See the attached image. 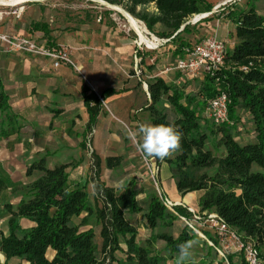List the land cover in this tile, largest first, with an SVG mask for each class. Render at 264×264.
<instances>
[{"label": "trees", "instance_id": "1", "mask_svg": "<svg viewBox=\"0 0 264 264\" xmlns=\"http://www.w3.org/2000/svg\"><path fill=\"white\" fill-rule=\"evenodd\" d=\"M103 1L122 6L157 37L167 39L174 46V58L182 56V48L191 44L181 38L189 33L187 20L213 7L208 0ZM257 4L263 12L258 11ZM227 18L235 26V43L226 49L224 66L213 75L205 74L195 93L167 84L162 77H152L145 81L150 98L145 109L152 125L172 123L183 133L181 149L172 158L155 159L157 168L167 164L178 195L183 198L189 192L197 193L199 212L216 213L244 241L255 244L262 256L264 0H248L246 10L231 9ZM143 62L141 56L140 63ZM82 92L90 130L102 101L115 91L107 89L97 94L83 86ZM219 92L227 95L229 122L215 125L205 120L203 113L207 101ZM5 101L0 87L3 110ZM244 119L252 130L248 142H241L234 131ZM209 141L214 152L208 147ZM92 155L91 199L85 185L69 181L70 163L50 169L42 156L27 167V176L35 171L39 175L15 187L19 201L4 206L7 220L6 232L0 227V264H104L106 259L115 264H178V245L188 240L200 242L204 254L200 261L188 259L184 264L213 263V247L201 241L188 225L176 227L181 218L190 219L191 212L180 204L169 210L163 203L165 195L157 193L152 184L137 187L132 179L117 187L106 185L99 179L100 159ZM120 160V156H110L105 165L114 168ZM5 188L0 178V191ZM92 216L98 226L99 242L90 225ZM140 222L147 231L144 239H138ZM203 234L217 247L210 232ZM226 260L227 264H246L241 253L228 254ZM217 264L226 263L221 258Z\"/></svg>", "mask_w": 264, "mask_h": 264}, {"label": "crops", "instance_id": "2", "mask_svg": "<svg viewBox=\"0 0 264 264\" xmlns=\"http://www.w3.org/2000/svg\"><path fill=\"white\" fill-rule=\"evenodd\" d=\"M43 2V0H24L20 2L21 4L0 2L2 5L12 6L0 8L5 11L0 18V32L26 36L45 46L67 47L71 61L73 59L76 64L73 63L74 67L83 68L89 83L69 65L61 64L54 67L52 60L47 57L21 52L6 53L2 50L3 45L0 42V87L6 97L4 103L6 108L3 110L0 106V178L6 188L1 190L0 194L35 179L39 175L38 172H33L31 176H27L25 172L27 167L42 156L45 157L46 167L50 169L59 164L70 163L71 166L67 169L69 181L72 184H80V177L77 175L86 178L90 164L84 151L86 146L100 162H105V159L112 155L103 149H107L110 143L120 144L119 130L123 121L132 126H137L138 123L151 124L149 114L147 122L141 118V115L145 114L143 109L150 102L148 91L146 90L148 97L142 101V97L134 93L140 83H133L129 79L121 87L116 88L108 82H99V66L90 61L91 45L82 44V39L77 38L80 35L77 30L60 31L61 25L54 23L55 16L60 14L58 7L54 3ZM220 19L213 17L208 22L212 26V31L208 34L215 35L227 46L229 40L233 39L228 38L231 31L229 25L231 27L234 24L230 20L227 23H219ZM146 46L152 47L150 43ZM169 48L172 53L174 46L170 44ZM137 54L139 53L135 51V57ZM141 56L143 55H139V59ZM159 77L167 84L178 85L183 76L172 71L165 72ZM83 86L97 94L107 89L115 91L104 98L106 108L101 104L90 130L87 129L89 114L84 103ZM137 103L139 106L136 108ZM110 115L116 121H113ZM160 166L162 168L160 183L164 185L165 180L169 181L167 192L170 200L176 203L177 198L181 197L170 178L168 166L165 163H161ZM110 169L112 168L106 170ZM100 180L106 185L118 186L113 180L108 183L102 177ZM89 186L91 188V184ZM12 197L15 204L20 199V196ZM181 199L182 202H186L184 197ZM138 218L140 220V217ZM146 236L147 231L140 222L138 239H144Z\"/></svg>", "mask_w": 264, "mask_h": 264}, {"label": "rangeland", "instance_id": "3", "mask_svg": "<svg viewBox=\"0 0 264 264\" xmlns=\"http://www.w3.org/2000/svg\"><path fill=\"white\" fill-rule=\"evenodd\" d=\"M43 3L53 4L58 7V12L54 18V23L57 25H61L60 31L62 32H72L77 30L80 35L77 38L82 39V44H86L91 50L90 61L94 64H98L99 66V75L98 81L108 82L109 85L115 86L116 88L121 87L125 84L126 80H132L133 83H140L134 90V93L139 94L142 97V101L145 97H148L146 94V83L145 81L150 80L152 77L162 76L163 73L166 72L167 69L172 68L174 63V57L169 48L170 43L164 41L165 39H161L157 37L151 31L148 32L151 36L155 37V41L150 37V35L146 36L149 38L150 42L143 40L142 44H138V37L136 33L132 30H128L129 26L127 24L124 16L118 12H115L111 8L99 3L94 0H43ZM248 0H208V2H212V10L215 5L221 4L220 7L209 14L210 12L201 13L204 14L202 16L190 17L188 21H191L189 27L188 34H182L181 38L189 43H195L199 39L206 36L209 32L212 31V26L208 23L212 18H221L219 23H227L229 18H227V13L231 9L235 12H240L246 10V4ZM124 9L122 6H120ZM152 7V5H150ZM257 8L259 12H263L260 10V4H257ZM125 10V9H124ZM206 14V16H205ZM199 15V14H197ZM202 17V18H200ZM194 23V20L199 19ZM193 20V21H192ZM68 26H64L65 24ZM144 24V23H143ZM146 27V26H145ZM147 28V27H146ZM231 29L229 39L233 38L234 26L229 25ZM158 29V28H155ZM223 36V35H222ZM145 41V42H144ZM147 43H150L152 47H147ZM234 38L229 40L227 47L231 48L234 45ZM156 44V45H155ZM135 51H137L138 56L135 59ZM139 55H143L144 62L140 63ZM73 61V59H72ZM136 62H138L137 66H135ZM74 63V61H73ZM74 65H76L74 63ZM72 69L76 70L77 73L83 78V80L89 83L88 76L85 71L81 67H74L69 65ZM151 67V69H149ZM178 76V74H176ZM201 78L194 79H186L182 77L179 84L177 86L186 87V91H192L195 93L199 87ZM144 104V102H142ZM104 108L106 106L104 103L102 104ZM139 106L137 103L136 108ZM145 111V114L141 115L142 120L147 122L148 112ZM140 113V112H138ZM205 120L210 123V119L206 113H203ZM113 121H116L114 117L110 115ZM125 125H127L131 130H135L137 126L130 125L127 121H123ZM237 130L238 139L241 142H248L252 139V130L250 125L244 121L242 124H237L234 131ZM93 133V131H91ZM120 133V144L117 145L115 143H110L108 148H104V151H108L111 153L112 157L120 156L121 160L118 166L106 170L105 162H100L99 169V178H104L108 183L109 181H114L117 185L123 184L129 180L134 179L137 183V187L144 186L148 187L150 184L153 185L157 193L162 192L167 199L170 200L169 193L167 189H169V181L165 180L164 185L160 180V168L156 167V162L154 167L152 166L153 160L151 158H145V156L137 150L136 143L133 139H130L127 135V130L123 125H121ZM90 140V145L93 148L91 138L89 135L87 136ZM87 143V139H86ZM209 148H213L211 142L208 143ZM87 154V160L90 162L88 168L87 177L77 175L80 177V185H85L86 191L90 195L91 199V188L90 178L93 177L94 173V158L90 151V149L86 146L84 149ZM214 152V150L212 149ZM219 153V152H218ZM146 159V160H145ZM151 159V162L149 161ZM74 164V162H73ZM158 180V181H157ZM156 181V184L154 183ZM13 194V195H12ZM12 196H19V191L15 190V188H11L10 190H6L0 194V227L3 231L6 232V220L7 213L4 210L5 204L15 205ZM138 198H142V195H139ZM182 199H178L177 201L182 204L189 205H181L185 207L189 212V208H192L194 215H200L202 219L196 220L193 217V214L190 219H185L189 223L193 224L194 228L198 231H193L196 236L204 241L208 246L213 247L214 249L211 251V259L213 260L212 264H217L218 260L221 259L219 256L216 247L212 245V242L203 234V231H208L212 234V230L208 226V223L205 222L204 216L197 207L198 203V194L193 193L192 198L189 202H182ZM171 201V200H170ZM184 201V200H183ZM192 213V212H191ZM78 218H74L75 222L79 221ZM185 221L180 219L177 224V228L181 225H185ZM90 225L94 227L95 230V239L99 242L98 238V226L95 225L94 216L90 219ZM201 234V235H200ZM207 239V240H206ZM264 251V247H262ZM204 254L203 249L201 247L200 242H198L192 249V255L189 258L190 260L195 262L200 261L201 256ZM223 259V258H222ZM224 260V259H223ZM234 262L238 263L239 259H233ZM3 261V257L0 254V262ZM227 264V260H224ZM104 264H115L109 262L107 259L104 261ZM187 264V263H185ZM264 264V263H263Z\"/></svg>", "mask_w": 264, "mask_h": 264}, {"label": "built area", "instance_id": "4", "mask_svg": "<svg viewBox=\"0 0 264 264\" xmlns=\"http://www.w3.org/2000/svg\"><path fill=\"white\" fill-rule=\"evenodd\" d=\"M220 5L221 4L215 5L212 12L217 10ZM2 7L12 6L0 5V8ZM4 13L5 11L0 10V18ZM199 20L200 18L196 21ZM196 21L194 23H196ZM164 41L168 40L165 39ZM0 42L3 45L2 50L6 53L21 52L29 55L47 57L52 60L54 67H58L61 64L74 66L69 57L67 47L62 45L45 46L38 44L26 36L9 35L2 32H0ZM226 49L227 46L224 41L213 34H207L197 42L183 47L182 56L177 57L174 60L172 68L167 69L166 72L176 71L188 80L202 78L205 74L213 75L224 66ZM137 64L138 62H136L135 66H137ZM227 105L228 98L224 92H219L207 101L205 113L213 124L222 125L229 122ZM122 125L126 130L130 129L127 125ZM134 142L136 143V141ZM153 160L152 166L154 167L155 159ZM149 161L151 162V159H149ZM154 183L156 184V181H154ZM163 203L169 210L173 211L175 204L165 196L163 198ZM189 210H191L193 214L192 208H189ZM201 213L205 217L204 220L208 223V226L212 230V235L217 241L216 250L221 258L226 260L228 254L237 255L241 253L246 264L264 263V253L260 256L259 250L255 244L244 241L241 236L237 234L235 230L231 229L216 213L206 211ZM193 217L196 220L202 219L200 215L196 216L193 214ZM181 219H183L186 225L193 231L198 233L193 224L189 223L184 218Z\"/></svg>", "mask_w": 264, "mask_h": 264}, {"label": "clouds", "instance_id": "5", "mask_svg": "<svg viewBox=\"0 0 264 264\" xmlns=\"http://www.w3.org/2000/svg\"><path fill=\"white\" fill-rule=\"evenodd\" d=\"M130 139L136 141V147L145 158L164 161L173 157L181 149L183 133L172 124H144L138 123L135 130H127ZM197 240H188L178 245V264H184L191 255Z\"/></svg>", "mask_w": 264, "mask_h": 264}, {"label": "bare ground", "instance_id": "6", "mask_svg": "<svg viewBox=\"0 0 264 264\" xmlns=\"http://www.w3.org/2000/svg\"><path fill=\"white\" fill-rule=\"evenodd\" d=\"M24 0H0L1 3H9V4H16V3H20V2H23ZM98 2H101L102 4H104L105 6L111 8L112 10H114L115 12H118L120 14H122L124 16V18L126 19L127 21V24L129 26L128 30H132L136 33L137 37H138V44H142L143 43V40L145 41H149V38L146 36L147 35H150V37L155 41V37L154 36H151V34L148 32L147 28L145 27V25L143 24V22H141L140 20L134 18L133 16H131L129 13H127L124 9H122L121 7L119 6H116V5H110L108 3H106L105 1L103 0H99ZM21 4V3H20ZM2 5V4H0ZM6 6V5H4ZM201 16V14L199 15H196V17H199ZM202 18V17H200ZM193 21V20H192ZM196 21V20H194ZM191 23V21H190ZM144 41V42H145ZM156 45V44H155ZM193 196V192H189L187 193L185 196H184V200L186 202H189V200L192 198ZM174 203V202H173ZM175 205L176 204H181V205H189V204H182L180 202H176L174 203ZM201 235V234H200Z\"/></svg>", "mask_w": 264, "mask_h": 264}, {"label": "water", "instance_id": "7", "mask_svg": "<svg viewBox=\"0 0 264 264\" xmlns=\"http://www.w3.org/2000/svg\"><path fill=\"white\" fill-rule=\"evenodd\" d=\"M94 1H99V0H94ZM106 3H107V2H106ZM110 5H111V4H110ZM187 23H190V21L186 22V24H187ZM183 26H184V25H183ZM183 26L181 27V29L183 28ZM181 29H180V30H181ZM146 88H147V86H146Z\"/></svg>", "mask_w": 264, "mask_h": 264}]
</instances>
